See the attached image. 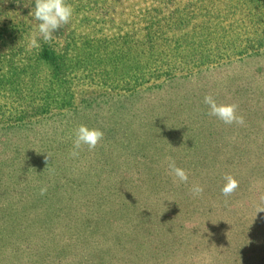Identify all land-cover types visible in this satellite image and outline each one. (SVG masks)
Listing matches in <instances>:
<instances>
[{
	"label": "rangeland",
	"instance_id": "rangeland-1",
	"mask_svg": "<svg viewBox=\"0 0 264 264\" xmlns=\"http://www.w3.org/2000/svg\"><path fill=\"white\" fill-rule=\"evenodd\" d=\"M68 2L70 23L34 48L35 0H0V168L25 166L20 183L37 191L69 166L54 156L69 155L75 129L98 127L107 148L91 153L111 158L102 169L163 174L175 221L148 236L73 235L61 250L62 234L22 225L9 237L2 225L0 264H264V0ZM207 94L238 104L244 125L209 116ZM90 157L73 167L91 168ZM167 157L187 183L168 174ZM225 174L239 182L229 196Z\"/></svg>",
	"mask_w": 264,
	"mask_h": 264
},
{
	"label": "trees",
	"instance_id": "trees-1",
	"mask_svg": "<svg viewBox=\"0 0 264 264\" xmlns=\"http://www.w3.org/2000/svg\"><path fill=\"white\" fill-rule=\"evenodd\" d=\"M43 59L55 61L53 52L47 50ZM115 143L113 138L108 146ZM120 144L123 146V143ZM65 145L72 152L73 140H67ZM106 148L107 144L92 150L84 146L78 156L73 157L71 152L63 159L54 156L59 161H68L64 164L69 166L49 171L54 180L43 187L47 189L43 194L41 188L36 191L35 187H24V183H20L28 175L25 166L9 171L0 168V226L5 225L8 229L6 234L14 236L22 225L26 226L25 229L42 230L53 238L62 234L59 242H63L58 249L61 250L68 246L73 235L104 233L105 230L121 234L129 229L132 234L129 236H148L151 230L158 228L154 226L155 222L158 225L165 222L173 224L174 214L166 210L169 199L166 195L172 189L168 190L162 185L163 174L155 172L151 176L135 168L102 169L105 164L111 163L110 156L106 155L107 152L95 155L91 152ZM88 154H91L88 164L91 168L76 170L73 165ZM137 156L144 158V155ZM34 158L41 160L37 154H34ZM15 162H19V159ZM32 176L37 180L45 177L42 169L33 171ZM102 176L106 180L103 181ZM179 204L178 199L172 198L171 206ZM29 218L34 220L36 227L28 225ZM153 239L156 240L155 237Z\"/></svg>",
	"mask_w": 264,
	"mask_h": 264
},
{
	"label": "clouds",
	"instance_id": "clouds-1",
	"mask_svg": "<svg viewBox=\"0 0 264 264\" xmlns=\"http://www.w3.org/2000/svg\"><path fill=\"white\" fill-rule=\"evenodd\" d=\"M29 15L38 22L30 42L32 47L38 48L41 41L50 42L54 33L70 23L74 15V8L68 0H35L34 10ZM203 103L208 106L207 114L222 123L226 125H244L245 119L243 115L238 113V104L218 103L211 94L203 97ZM103 137L104 131L101 128L80 124L74 132L71 155L73 157L78 156L79 151L84 146H87L89 150L94 149ZM166 159L168 161V174L173 176L176 182L187 183L189 179L188 172L184 168L177 166L172 157H167ZM223 180L224 184L221 188V193L224 196H229L238 188L239 182L231 174H225ZM46 190V188H41V194ZM189 191L192 196L199 197L203 194L204 187L200 184H193Z\"/></svg>",
	"mask_w": 264,
	"mask_h": 264
}]
</instances>
